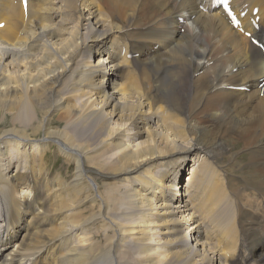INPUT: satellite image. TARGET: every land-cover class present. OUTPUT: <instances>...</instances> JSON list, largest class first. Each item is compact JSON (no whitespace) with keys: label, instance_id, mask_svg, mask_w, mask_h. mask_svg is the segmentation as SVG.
Segmentation results:
<instances>
[{"label":"bare ground","instance_id":"1","mask_svg":"<svg viewBox=\"0 0 264 264\" xmlns=\"http://www.w3.org/2000/svg\"><path fill=\"white\" fill-rule=\"evenodd\" d=\"M50 5L0 0V225L12 230L0 264H264V198L210 205L244 182L264 194L262 50L220 10L197 9L206 0ZM232 7L248 9L241 28L261 39L264 0ZM124 66L133 74L121 80ZM53 121L64 125L51 129ZM249 134L242 165L232 143ZM54 141L75 163L70 181L44 168ZM214 166L235 174L227 185ZM92 169L114 178L102 182L105 193ZM88 189L99 209L86 218L73 200ZM18 216L29 218L16 244ZM91 219L103 230L92 229L93 239Z\"/></svg>","mask_w":264,"mask_h":264},{"label":"rangeland","instance_id":"2","mask_svg":"<svg viewBox=\"0 0 264 264\" xmlns=\"http://www.w3.org/2000/svg\"><path fill=\"white\" fill-rule=\"evenodd\" d=\"M198 7H199V5L197 6V9H198ZM116 42H117V39H115V43ZM119 73H120V76H121V80L122 79H128V77L133 74V68H130L128 66H124V67H122L119 70ZM56 114L57 113H54L53 119L55 118ZM55 121H56V119H55ZM55 121L51 122V129H55V128L56 129L57 128L60 129L61 127H63V125H64L63 122H55ZM257 128L259 129V125L257 126ZM263 129H264V127H262V130ZM41 135H42V133L41 134L38 133L37 136H41ZM235 138H236V142H234V143H232L233 140L231 141L230 137H228V136L225 139L228 142L231 141V143L234 146H236V147L233 146L232 150L238 152V157H239L238 160L241 161L242 162L241 164L243 165V163L246 162V160H247V156L243 152V150H245L244 147H246L248 144H250L254 140V136L249 134L247 140H243V136H241V135L236 136ZM54 143L55 144H53L51 146V149L47 152V155L44 157V168H45V170L50 171L52 176L58 175L59 173L61 175H65L67 173L66 175L69 176L68 180H69V178L72 179V177L74 175V170H75V163L72 160L68 162L67 158L62 154L63 153L62 150H60V149H58L56 147V142L55 141H54ZM4 154H6V155H4ZM3 155L7 156L6 150L4 151ZM222 160H224V158ZM19 161H20V164H19L20 165V170L23 171L22 164L26 162V158L22 156ZM51 162H52V164H51ZM189 168H190V166H188L186 170L182 171L183 172L182 175L185 176V179H186V175H187L186 173H188V171L190 170ZM100 172L101 171H97V170L92 169L89 172V174L93 178L94 182H96L99 185V191L105 193L104 187L102 185V182L103 183L106 182V183L110 184V186H111V182H114V178L113 177L110 178L107 175H105L103 172H101V173ZM213 173L216 176H218L221 180H223L224 185L228 184L226 176L235 175V174H231V173H229V172H227L225 170H222L220 167H216V166L213 167ZM158 174L159 173H157V175ZM182 175H180L181 181H183ZM16 177H18V176H16ZM239 188H241V184L233 186L230 189L229 198L224 196V195H222V194H220V192H218L216 194V196H215V202H212L210 204L211 208H214V209H217V210H225L224 207H228V201L229 200H235V199H236L237 202L241 201L244 204H247L248 202H252L256 206H261L263 204V198H264V194L263 193L255 190L254 188H251V187L247 186L246 182H244L243 190L240 193L237 192V190ZM109 190H110V188H108L106 191H109ZM82 191L80 192L81 194H79L80 196L76 195V197L74 198L73 206L74 207L77 206L76 208L80 212L82 210L81 214L84 217H86V218H87V216L88 217L94 216L96 214V212L98 211V209H99L98 208L99 207V200L93 199V193L89 189L88 190H82ZM122 191L125 193L123 195V197L126 198L128 196L127 193L129 192V190L128 189H126V190L122 189ZM237 194H239V198L238 199L236 198ZM77 200L79 201V203H78ZM100 202H101V200H100ZM80 203H82V205ZM119 203L120 202H116V204H119ZM122 204H124L123 206L127 205L126 202H123ZM232 210H233V208H232ZM89 212H90L91 215L89 214ZM85 214H86V216H85ZM99 220H101V219H97V220L91 219V220H89V223H88L89 224V228H87L86 231L90 232L91 239H93L92 238V233H91L92 229L94 231H97L98 229L103 231L102 228H101L102 222L99 223L98 222ZM94 228H96V229H94ZM106 234H108V233H106ZM106 234L105 235L101 234V235H98L97 237H95L97 239V241H98V244L101 245V244L104 243V239H105Z\"/></svg>","mask_w":264,"mask_h":264}]
</instances>
